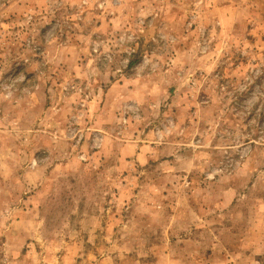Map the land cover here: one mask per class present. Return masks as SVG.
Returning <instances> with one entry per match:
<instances>
[{
	"label": "rangeland",
	"instance_id": "1",
	"mask_svg": "<svg viewBox=\"0 0 264 264\" xmlns=\"http://www.w3.org/2000/svg\"><path fill=\"white\" fill-rule=\"evenodd\" d=\"M0 264H264V0H0Z\"/></svg>",
	"mask_w": 264,
	"mask_h": 264
},
{
	"label": "trees",
	"instance_id": "2",
	"mask_svg": "<svg viewBox=\"0 0 264 264\" xmlns=\"http://www.w3.org/2000/svg\"><path fill=\"white\" fill-rule=\"evenodd\" d=\"M133 62H131L130 64L132 65Z\"/></svg>",
	"mask_w": 264,
	"mask_h": 264
}]
</instances>
